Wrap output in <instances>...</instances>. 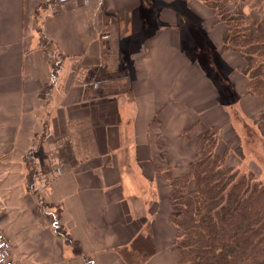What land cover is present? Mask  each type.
Listing matches in <instances>:
<instances>
[{"label": "crops", "instance_id": "crops-1", "mask_svg": "<svg viewBox=\"0 0 264 264\" xmlns=\"http://www.w3.org/2000/svg\"><path fill=\"white\" fill-rule=\"evenodd\" d=\"M40 1L0 0V226L14 256L128 264L121 250L142 233L155 248L144 264H179L165 171L187 170L208 127L220 134V155L238 154L235 166L248 156L244 125L264 141V105L243 55L222 49L225 25L201 0H56L42 20L63 55L52 80L37 46ZM177 17L206 33L191 49L186 25L170 24Z\"/></svg>", "mask_w": 264, "mask_h": 264}, {"label": "trees", "instance_id": "trees-1", "mask_svg": "<svg viewBox=\"0 0 264 264\" xmlns=\"http://www.w3.org/2000/svg\"><path fill=\"white\" fill-rule=\"evenodd\" d=\"M201 1L225 25L222 49L243 55L249 89L264 105V0ZM38 32L37 46L49 54L53 80L63 55L42 28ZM48 44L54 46L53 53ZM200 139L202 148L187 170L175 174L168 168L164 173L171 187L179 264H264V181L252 169L235 166L227 154L217 152V129L208 127ZM55 229L73 242L76 253H82L58 221ZM154 251L149 237L141 233L121 254L128 264H144ZM86 264H93V259L86 258Z\"/></svg>", "mask_w": 264, "mask_h": 264}, {"label": "rangeland", "instance_id": "rangeland-1", "mask_svg": "<svg viewBox=\"0 0 264 264\" xmlns=\"http://www.w3.org/2000/svg\"><path fill=\"white\" fill-rule=\"evenodd\" d=\"M55 2H56V0H55ZM39 4H40V7L37 9L36 17H35V29L37 31H38V29L42 28V22H43L42 20L44 19V17L54 9V5H51L52 2H50L49 0H41L39 2ZM158 8H160V6H156L155 7L156 12L158 11L157 10ZM150 9H153V8H150ZM187 10L188 9H186V14L187 13L191 14L190 10H188V12H187ZM182 11H183V9H182ZM141 14H143V16H145L146 14H149V15L154 14V15H156L155 10H154V12H151L149 9L148 10L144 9L141 12ZM165 14H166V17H168V19H171L173 17L172 16V14H173L172 12H166ZM175 14H177V13L175 12ZM175 19H176L177 22H172L170 24H172L174 26L181 25L182 29L186 27V31H187L186 39L189 42L188 45H187L188 49H191V47L193 46L192 45L193 42H191L192 40L194 41V39H192L193 37L197 36L198 39H200L201 35L205 36L206 33H205L204 29L201 28L200 25L196 23L198 20H193L192 18L191 19L188 18L187 20H184V19L181 20L178 17L175 18ZM184 25H186V26L184 27ZM176 27H178V26H176ZM190 28H191V30H190ZM182 31H184V30H182ZM208 35H209V33H208ZM38 36H39L38 37V40H39V38H40L39 32H38ZM207 37H209V36H207ZM195 39L197 40V38H195ZM48 45H49L48 47L50 49V53H53L54 52L53 51L54 46L50 45V44H48ZM183 47H185V45ZM207 47H208V45H207ZM201 54H202V52L197 51L194 54H189V56L192 59L198 60L200 58ZM208 55H209V57H206L204 59L206 67H207L208 70H211L214 73H216L215 68L217 67L216 63L218 62V59L216 60L217 57L212 55V54H208ZM154 121H156V120H154ZM242 130H243L244 145L246 146L248 156H242L243 153L238 150V152L242 153V154L239 155L240 159H243L242 157H244V162H242V160H241L240 167L241 168L252 169L254 172L258 173V175H260L259 172L261 170L262 171V175H261L260 178L264 181V141L261 138V136L258 134L255 126H252L250 124H246V125L243 126ZM159 135L160 134H158L157 136H159ZM155 142L158 144V146H159V148L161 150H162V148H164V144H163V142H161L159 140V137H156ZM163 152H164V150H162V154H163ZM238 160H239L238 154L237 155L235 154L233 159H231L230 163L231 164H234L235 162L237 163ZM250 160L256 161L261 166V169H260V167L257 164H255L253 162H249ZM176 174H179V173H176Z\"/></svg>", "mask_w": 264, "mask_h": 264}, {"label": "built area", "instance_id": "built-area-1", "mask_svg": "<svg viewBox=\"0 0 264 264\" xmlns=\"http://www.w3.org/2000/svg\"><path fill=\"white\" fill-rule=\"evenodd\" d=\"M0 264H20L14 256L11 239L0 226Z\"/></svg>", "mask_w": 264, "mask_h": 264}]
</instances>
